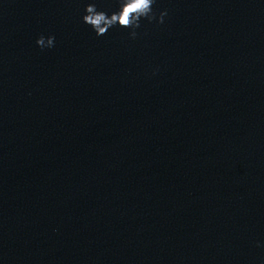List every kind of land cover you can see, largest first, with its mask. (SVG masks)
Masks as SVG:
<instances>
[{"label": "water", "instance_id": "obj_1", "mask_svg": "<svg viewBox=\"0 0 264 264\" xmlns=\"http://www.w3.org/2000/svg\"><path fill=\"white\" fill-rule=\"evenodd\" d=\"M91 3L0 0V264H264V0Z\"/></svg>", "mask_w": 264, "mask_h": 264}, {"label": "clouds", "instance_id": "obj_2", "mask_svg": "<svg viewBox=\"0 0 264 264\" xmlns=\"http://www.w3.org/2000/svg\"><path fill=\"white\" fill-rule=\"evenodd\" d=\"M119 10L109 15L105 11L98 10L94 3L88 4L85 9V15L82 17V23L92 29L97 37L104 36L108 30L114 27L129 30V38L135 39L137 29L141 27V20H147L149 23L155 21L157 24L163 23L166 12H161L157 16L153 12L155 0H118ZM54 36L45 38L40 36L36 40V45L41 50L54 47Z\"/></svg>", "mask_w": 264, "mask_h": 264}]
</instances>
